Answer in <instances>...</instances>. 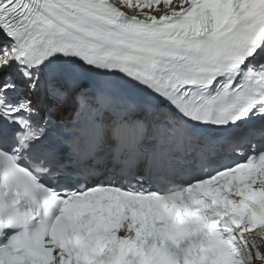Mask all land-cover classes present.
<instances>
[{"label": "snow or ice", "instance_id": "snow-or-ice-1", "mask_svg": "<svg viewBox=\"0 0 264 264\" xmlns=\"http://www.w3.org/2000/svg\"><path fill=\"white\" fill-rule=\"evenodd\" d=\"M0 264H264V0H0Z\"/></svg>", "mask_w": 264, "mask_h": 264}]
</instances>
